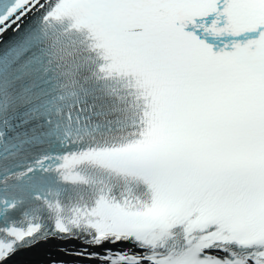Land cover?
Masks as SVG:
<instances>
[{
    "label": "snow or ice",
    "instance_id": "6c2138e0",
    "mask_svg": "<svg viewBox=\"0 0 264 264\" xmlns=\"http://www.w3.org/2000/svg\"><path fill=\"white\" fill-rule=\"evenodd\" d=\"M50 241L264 264V0H0V264Z\"/></svg>",
    "mask_w": 264,
    "mask_h": 264
},
{
    "label": "bare ground",
    "instance_id": "6f19581e",
    "mask_svg": "<svg viewBox=\"0 0 264 264\" xmlns=\"http://www.w3.org/2000/svg\"><path fill=\"white\" fill-rule=\"evenodd\" d=\"M59 247H80L77 243L68 242L66 244L60 241H50L48 244L38 245L28 251H25L16 256L9 264H32L38 262V264H48L49 261L58 259L66 260L68 264H88L87 261L72 260L71 258L55 255ZM120 250V249H118ZM122 250H126L125 248ZM97 251V250H94ZM128 251V250H126Z\"/></svg>",
    "mask_w": 264,
    "mask_h": 264
}]
</instances>
